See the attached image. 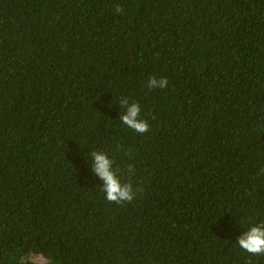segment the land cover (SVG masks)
Returning a JSON list of instances; mask_svg holds the SVG:
<instances>
[{
    "label": "trees",
    "instance_id": "1",
    "mask_svg": "<svg viewBox=\"0 0 264 264\" xmlns=\"http://www.w3.org/2000/svg\"><path fill=\"white\" fill-rule=\"evenodd\" d=\"M261 222L264 0H0V264H264Z\"/></svg>",
    "mask_w": 264,
    "mask_h": 264
},
{
    "label": "clouds",
    "instance_id": "2",
    "mask_svg": "<svg viewBox=\"0 0 264 264\" xmlns=\"http://www.w3.org/2000/svg\"><path fill=\"white\" fill-rule=\"evenodd\" d=\"M117 12H121L122 8L117 5ZM167 78L157 79L152 76L147 81V86L152 88L163 89L167 87ZM121 106L126 111L120 116V120L128 128L139 134H144L149 130V125L146 120L140 118L141 108L138 103L131 102L127 99L121 100ZM92 171L103 182L102 191L105 193V199L108 202L122 204L124 202H132L136 198V191L131 182H123L121 176L113 170L114 160L110 159L106 154L100 151L91 153ZM132 171L129 166L127 172ZM238 245L247 253L253 256L264 255V222L254 224L247 231L237 238ZM48 258L41 253H36L34 256H22L19 258V264H47Z\"/></svg>",
    "mask_w": 264,
    "mask_h": 264
}]
</instances>
